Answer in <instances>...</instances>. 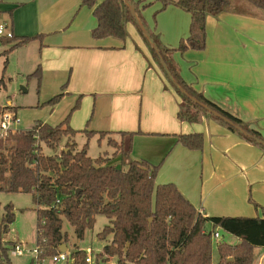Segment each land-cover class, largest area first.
Masks as SVG:
<instances>
[{"label": "crops", "instance_id": "1", "mask_svg": "<svg viewBox=\"0 0 264 264\" xmlns=\"http://www.w3.org/2000/svg\"><path fill=\"white\" fill-rule=\"evenodd\" d=\"M137 1L147 28L164 47L176 49L190 35L188 11L175 5L162 9L158 0ZM145 4L150 6L142 8ZM0 21L18 41L42 36L9 55L20 52L19 63L29 71L41 67L43 84L63 93L62 99L77 98L79 106L81 101L87 125L96 123L92 130L137 133L132 157L161 164L156 184H175L207 217L264 215V146L215 118L181 121L182 99L133 23L125 40L95 39L98 20L82 0H0ZM1 43L4 52L15 44ZM170 61L188 85L264 141L263 9L231 0L226 11L207 17L205 49L174 51ZM72 125L77 127L73 118ZM191 133L204 135L201 150L176 142L177 135ZM259 249L261 261L264 248Z\"/></svg>", "mask_w": 264, "mask_h": 264}, {"label": "trees", "instance_id": "2", "mask_svg": "<svg viewBox=\"0 0 264 264\" xmlns=\"http://www.w3.org/2000/svg\"><path fill=\"white\" fill-rule=\"evenodd\" d=\"M143 21L140 13L141 1L130 0ZM162 9L169 5L178 6L192 15L190 35L182 39L176 49L164 47L159 38L149 30L162 57L179 85L200 103L207 105L221 115L240 125L258 139L260 133L250 129L240 119L220 108L202 93L197 92L180 76L171 64L170 55L174 51L188 49L202 50L206 47V19L226 11L231 0H158ZM264 10V0H247ZM82 5L93 9L98 20L93 30L95 39L117 38L125 40L129 36L128 24L133 23L147 42L153 58L163 69L160 58L136 23L124 0H82ZM150 4H145L146 8ZM145 24V22L143 21ZM146 25V24H145ZM147 27V26H146ZM35 37H3V43L15 42L4 54L23 46ZM17 41V42H16ZM163 72L164 69H163ZM166 77L167 74L164 73ZM32 76H42L39 67ZM173 85V84H172ZM182 103L178 111L181 121L198 122L203 115L224 123L229 130L250 139L231 125L209 113L200 104L184 95L173 85ZM1 88V82H0ZM63 93L54 96L57 102ZM79 107V101L66 119L56 126L39 122L30 130L18 129L7 136L0 135V190L26 192L33 195L37 205L38 225L37 243L46 255H55L61 245L68 243V233L63 231V217L82 239L92 228L98 214L110 220L101 233L100 239L112 237L105 246L104 253L98 256L108 262L111 257L116 264H214V235L218 228L239 238L238 244L218 243L219 260L217 264H256V248H264V215L262 217H207L188 200L172 183L156 184L161 164L154 165L146 160L132 158L136 132L83 130L89 137L99 134L108 138L114 147V155L121 157L122 164H110L113 158L99 156L93 159L88 154V144L81 150L75 149L74 136L78 131L70 125L72 112ZM64 138L68 141L59 154H45L42 143L56 150ZM177 143L190 150H201L204 146L202 133L180 134ZM258 144V143H257ZM127 165L125 168L124 166ZM8 181L6 185L4 183ZM60 200L54 208L52 205ZM2 206L0 204V211ZM0 216V264H11L10 253L14 244H5L3 235L10 230L15 219L14 207L8 204ZM44 220V224L41 221ZM207 222L212 223L208 230ZM76 263H83L87 252L77 249L74 252Z\"/></svg>", "mask_w": 264, "mask_h": 264}, {"label": "rangeland", "instance_id": "3", "mask_svg": "<svg viewBox=\"0 0 264 264\" xmlns=\"http://www.w3.org/2000/svg\"><path fill=\"white\" fill-rule=\"evenodd\" d=\"M139 34L141 33L139 32ZM12 44L13 42L5 43V45ZM4 50L5 46L0 41V113L9 111L16 114L20 121L19 124L16 125V128L22 130H30L39 122L51 126H56L62 123L67 115L71 113L76 104L77 98H68L67 96L66 98H61L57 102H52L51 99L56 96L59 91L51 86H45L43 84L42 76L41 78L32 76L35 71H29L26 64L19 63L20 52H17V54L13 53L7 57L4 54ZM160 69L162 68L160 67ZM166 80L167 84L170 85L176 93V90L168 77H166ZM80 106L72 112L70 118V125H72L73 118L74 124L77 126L75 127V130L78 131L74 138H72L76 143L75 149L81 150L86 144H88V154L93 159H96L101 155L113 158L115 149L108 144L107 137L100 139L99 134L89 137L83 131L86 128H88V130H92V127L96 128V123L90 124L91 126L87 125V119L83 117L86 106H83L82 108ZM82 109L83 112H81ZM101 128L105 129L106 127ZM113 136L119 139L117 134H114ZM67 141L68 138H64L56 150L50 149L42 143L43 151L48 155L59 154ZM132 158L135 159L134 157ZM110 164L121 165V157L118 156L117 158H113ZM127 165L128 163L124 167L126 168ZM7 182L8 181L6 180L4 185H6ZM0 204L2 206L0 216L4 214V207L8 204L13 205L15 213V219L10 225V230L3 235V242L7 245L18 243L28 251H32L37 244L38 225L37 205L33 200V195L26 192H8L0 190ZM107 225H110L109 218L105 215L98 214L94 226L85 232L84 238L80 239L76 236L75 230L68 220L63 217V231L67 232L69 237L67 243L68 251L74 252L77 249L84 250L87 254L92 256L97 264L98 256L101 253H104L105 246L108 245L112 239L111 236L106 239H100L98 237V234L101 233ZM206 227L208 230H211L212 223L207 222ZM217 231L219 232L220 237H214L213 240L214 264H217L219 260L217 249L218 243H231V239L235 238L234 235L225 232L221 228H218ZM260 254L261 249L257 247L256 264H258ZM10 260L11 264H30L31 253L27 252L23 256H16L11 251ZM99 262L100 264H116L117 259L111 257L108 262L102 260ZM259 264H264V257L259 261Z\"/></svg>", "mask_w": 264, "mask_h": 264}, {"label": "built area", "instance_id": "4", "mask_svg": "<svg viewBox=\"0 0 264 264\" xmlns=\"http://www.w3.org/2000/svg\"><path fill=\"white\" fill-rule=\"evenodd\" d=\"M3 37H13V32L6 23L0 21V39ZM19 122L17 115L12 112L4 111L0 113V135L7 136L11 131L18 130L16 125L19 124ZM59 203L60 200L57 199L56 203L52 205V208ZM199 212L203 214L202 210H199ZM44 222V220L41 221L42 224H44ZM214 236L215 238H219V232H216ZM27 252L31 253L30 264H96L90 254L86 255L83 263H76V257L73 252L68 251V247L65 252H62L59 248V252L55 255H46L39 243L36 244V247L32 251H28L18 243H15L12 248V253L16 256H23Z\"/></svg>", "mask_w": 264, "mask_h": 264}, {"label": "water", "instance_id": "5", "mask_svg": "<svg viewBox=\"0 0 264 264\" xmlns=\"http://www.w3.org/2000/svg\"><path fill=\"white\" fill-rule=\"evenodd\" d=\"M125 3L127 4L131 14L133 15L136 23L138 24L139 28L142 30L143 34L146 36V38L148 39V41L150 42L151 46L154 48V50L156 51L157 55L160 58V63L165 71V73L167 74L169 80L171 81V83L177 87L184 95L188 96L191 98L192 101H194L195 103L200 104L202 107H204L209 113L213 114L215 117L221 119L222 121H224L225 123L231 125L232 127H234L237 131H239L241 134H243L244 136L255 140L257 143L261 144L264 146V141L261 139H258L257 137H255L253 134H251L249 131H247L246 129H244L243 127H241L240 125L235 124L233 121H231L230 119L226 118L225 116L221 115L219 112L213 110L212 108L208 107L205 104L200 103L197 99H195L192 96H189V94L179 85V83L176 81V79L174 78V76L172 75L165 59L162 57L161 52L156 44V42L154 41V39L152 38L149 30L147 29L146 25L143 23V21L141 20V18L139 17L136 9L134 8L133 4L131 3L130 0H124ZM60 250L62 252H65L67 250V245L63 244L60 247Z\"/></svg>", "mask_w": 264, "mask_h": 264}]
</instances>
